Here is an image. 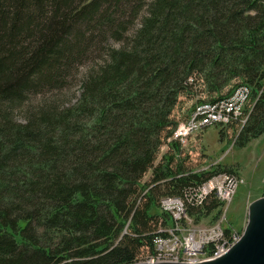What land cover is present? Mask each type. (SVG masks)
<instances>
[{
  "label": "trees",
  "instance_id": "obj_1",
  "mask_svg": "<svg viewBox=\"0 0 264 264\" xmlns=\"http://www.w3.org/2000/svg\"><path fill=\"white\" fill-rule=\"evenodd\" d=\"M107 33L121 42L74 103L29 99L64 82L87 35ZM195 81L206 100L262 88L236 141L264 132V0H0V264H129L152 248L150 209L202 180L170 155L153 166ZM149 168L157 184L138 202ZM220 212L214 196L188 209Z\"/></svg>",
  "mask_w": 264,
  "mask_h": 264
},
{
  "label": "rangeland",
  "instance_id": "obj_2",
  "mask_svg": "<svg viewBox=\"0 0 264 264\" xmlns=\"http://www.w3.org/2000/svg\"><path fill=\"white\" fill-rule=\"evenodd\" d=\"M131 16L132 14L126 20H130ZM137 25L138 17H136L133 23L129 25L127 32H123V34L132 31ZM91 34L84 38L85 52L81 54L80 59L74 62L70 67L69 73L64 79V82H62L60 86L46 88L43 91L30 94L29 99H31L33 103L41 101L47 103L57 101L59 104L61 103L63 106H66L77 100L81 93V78L86 73L87 69L104 58L103 51L106 46L117 47L121 42L107 33L104 40L101 36L97 38L95 37L98 41L100 40L99 43H97L98 41L96 42L94 39L91 40V38L95 36ZM193 83L195 85L192 86L191 91L187 90L179 94L177 102L171 111L170 117L176 121V126L186 118V114L190 112L192 106L197 100L206 101V99H209L207 94L200 92L203 89L201 83L199 81ZM175 127H168L162 132V142L159 146L153 166H156L165 155L167 157L170 155L172 156V159L170 160L169 165L171 167H176L178 165L181 173L179 174L181 176H185L188 171H190V173L186 176L193 175L191 170L200 166H205L211 162L214 163L215 168L217 167V171H227V173L240 176L242 182L237 187L231 202L226 208V220L223 225L228 226L232 231L241 234L247 222V208L249 203L264 195V132L257 137L251 138L249 141L240 144L236 140L242 129L239 130V128L236 127L231 128L220 125L210 126L189 141V144L187 145L188 148L185 152L190 151L191 155L184 154V156H178L177 152H180L181 145L175 144V146L172 147V142H174L172 132ZM168 129L170 135L165 137ZM208 170L214 169L209 167ZM200 171V174L203 173V170ZM151 178L152 168H149L139 180V184L143 191L148 186L157 184L155 182L151 183ZM143 196L138 199V202L144 201L142 200L144 198ZM223 208L224 207H221L222 211L218 216L222 215ZM150 211L153 213L160 212L158 208H151ZM216 219L212 220V215L210 214H202L199 219L195 220V223L198 226L209 225L216 221ZM154 226L157 230L159 226L169 227L170 225L164 221V219L163 221L157 219ZM141 249L143 252L147 251L146 249H143V247L140 248V251Z\"/></svg>",
  "mask_w": 264,
  "mask_h": 264
},
{
  "label": "built area",
  "instance_id": "obj_3",
  "mask_svg": "<svg viewBox=\"0 0 264 264\" xmlns=\"http://www.w3.org/2000/svg\"><path fill=\"white\" fill-rule=\"evenodd\" d=\"M261 94L262 89L253 92L248 85L239 84L233 92L222 98L196 102L187 118L172 132L175 144L181 145L177 155H189L190 151L185 152L189 141L210 126L221 125L241 130ZM213 166L214 163L207 164L191 172L200 174V170H203L201 174H207L209 167ZM189 173L190 171L186 172V175ZM241 182L242 179L235 174L219 172L191 184L180 195L160 197L159 208L167 215L170 226H159L152 239V248L143 247L147 251L143 252L141 249L134 262L195 263L226 253L239 240L240 235L229 227L225 231L222 225L224 214L212 224L198 226L189 215L188 209L203 206L211 196L216 197L226 208ZM150 187L142 192L140 198ZM158 220L163 221L162 218Z\"/></svg>",
  "mask_w": 264,
  "mask_h": 264
},
{
  "label": "water",
  "instance_id": "obj_4",
  "mask_svg": "<svg viewBox=\"0 0 264 264\" xmlns=\"http://www.w3.org/2000/svg\"><path fill=\"white\" fill-rule=\"evenodd\" d=\"M129 264H264V195L249 203L247 222L240 238L223 255L195 263L163 261Z\"/></svg>",
  "mask_w": 264,
  "mask_h": 264
},
{
  "label": "crops",
  "instance_id": "obj_5",
  "mask_svg": "<svg viewBox=\"0 0 264 264\" xmlns=\"http://www.w3.org/2000/svg\"><path fill=\"white\" fill-rule=\"evenodd\" d=\"M186 116H187V114H186ZM184 120V119H183Z\"/></svg>",
  "mask_w": 264,
  "mask_h": 264
}]
</instances>
